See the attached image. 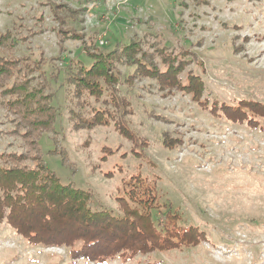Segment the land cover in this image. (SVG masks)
I'll return each mask as SVG.
<instances>
[{
  "label": "rangeland",
  "instance_id": "1",
  "mask_svg": "<svg viewBox=\"0 0 264 264\" xmlns=\"http://www.w3.org/2000/svg\"><path fill=\"white\" fill-rule=\"evenodd\" d=\"M53 1L77 11L74 16L61 12L66 15L64 27L83 33V42H92L103 53L130 40L149 52L155 47L190 52L194 59L188 58L186 71L202 78L203 99L209 105H235L239 100L264 104V0ZM53 18L48 0H0V32L13 34L12 55L45 57L42 76L35 73L33 83L46 82L57 109L55 131L39 140L47 168L61 183L91 191L92 209L114 215L120 214L115 198L123 194L121 181L140 173L158 195L160 207L152 212L156 226L166 204L179 215L180 226H195L206 239L178 251L91 263L71 259L64 248L29 246L0 224V264H264V121L258 119L256 128L231 123L187 94L159 92L150 79H138L129 87L122 81L134 67L117 63L119 95L133 107L122 120L145 140L142 157L132 154L131 143L111 126L75 131L68 120L72 105L66 66L81 61L88 67L92 61L80 40H64L60 51ZM33 30L36 34L22 42ZM6 113L0 107V153L17 152L20 141L7 134L12 123ZM165 135L180 143L167 148ZM102 147L117 152L104 162ZM54 149L65 151L66 159L53 154ZM107 172L112 177L106 178Z\"/></svg>",
  "mask_w": 264,
  "mask_h": 264
},
{
  "label": "trees",
  "instance_id": "2",
  "mask_svg": "<svg viewBox=\"0 0 264 264\" xmlns=\"http://www.w3.org/2000/svg\"><path fill=\"white\" fill-rule=\"evenodd\" d=\"M48 4L57 22L52 31L60 38V51H64V40H80L83 52L92 61L88 67L81 61H70L66 66L65 80L72 105L68 120L73 130L111 126L131 143L130 152L142 157L145 140L122 120L133 113V107L119 95L117 63L134 67L122 81L129 87L138 79H150L159 92L167 94L176 90L187 94L203 109L231 123L256 128L258 119L264 121V104L257 101L239 100L235 105L215 101L209 105L203 99L202 78L191 70L186 71L191 62L188 58L194 59L190 52L174 53L163 47L149 52L141 48L139 41L130 40L103 53L92 42L84 43L83 33L64 27L66 15L61 12L68 10L69 16H74L76 10L53 0H48ZM35 34L36 31H29L21 41ZM14 47L11 31L0 32V107L12 123L7 134L20 141L19 151L0 153V224L8 225L29 246L64 248L71 259L91 263H104L117 256L129 260L138 254L178 251L204 241L206 236L197 227L180 226L179 215L166 204L161 225L156 226L152 212L160 207L158 195L154 185L140 173L121 181L123 194L115 198L119 215L106 209H92L91 191L60 182L44 163L39 145L43 134L55 131L57 117V109L52 105L54 95L46 92V82L33 83L35 73L42 76L45 57L43 54L37 60L15 57L11 53ZM49 60H59V56ZM183 73L184 80L180 78ZM163 143L173 148L180 140L165 135ZM52 152L66 159L65 151ZM115 152L102 147L100 160L105 162ZM104 176L110 178L112 173Z\"/></svg>",
  "mask_w": 264,
  "mask_h": 264
}]
</instances>
